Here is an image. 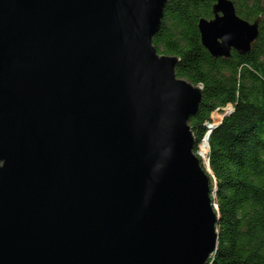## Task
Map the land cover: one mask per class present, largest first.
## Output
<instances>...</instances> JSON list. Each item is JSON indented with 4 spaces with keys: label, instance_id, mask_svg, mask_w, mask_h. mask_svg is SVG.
Returning <instances> with one entry per match:
<instances>
[{
    "label": "water",
    "instance_id": "95a60500",
    "mask_svg": "<svg viewBox=\"0 0 264 264\" xmlns=\"http://www.w3.org/2000/svg\"><path fill=\"white\" fill-rule=\"evenodd\" d=\"M169 1L0 0V264L215 256L211 171L189 125L203 87L153 44ZM213 13L199 23L210 55L250 53L262 18L231 0Z\"/></svg>",
    "mask_w": 264,
    "mask_h": 264
},
{
    "label": "trees",
    "instance_id": "16d2710c",
    "mask_svg": "<svg viewBox=\"0 0 264 264\" xmlns=\"http://www.w3.org/2000/svg\"><path fill=\"white\" fill-rule=\"evenodd\" d=\"M231 1L240 18H262L250 53L214 58L203 47L199 23L214 18L217 0H170L153 44L159 54L179 58V78L203 87L202 103L189 121L195 152L213 115L232 108L213 127L208 147L204 143L218 214L219 246L209 264H264V0Z\"/></svg>",
    "mask_w": 264,
    "mask_h": 264
},
{
    "label": "rangeland",
    "instance_id": "374dc122",
    "mask_svg": "<svg viewBox=\"0 0 264 264\" xmlns=\"http://www.w3.org/2000/svg\"><path fill=\"white\" fill-rule=\"evenodd\" d=\"M227 109V108H226ZM224 113H225V111H223V112H221V113H215L214 115H213V121H214V123L215 122H217L219 119H221L222 117H223V115H224ZM208 147V146H207ZM205 148L204 147V143L202 142L201 144H200V146H199V149H198V152H200L201 153V155H202V161H203V163L207 166V168H208V162H207V157H208V148Z\"/></svg>",
    "mask_w": 264,
    "mask_h": 264
}]
</instances>
